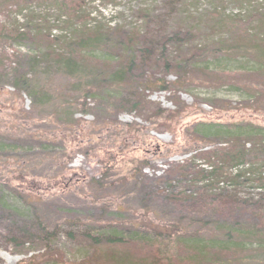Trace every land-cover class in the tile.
Segmentation results:
<instances>
[{
    "label": "rangeland",
    "instance_id": "obj_1",
    "mask_svg": "<svg viewBox=\"0 0 264 264\" xmlns=\"http://www.w3.org/2000/svg\"><path fill=\"white\" fill-rule=\"evenodd\" d=\"M0 3V9L6 10L0 11V264H53L55 251L61 255L60 264H92L88 263L92 251L82 238L86 231L142 230V223L180 219L198 229L205 221L210 224L226 217L220 206L195 204L179 193L187 190L194 198L208 200L219 193H208L209 183L196 173L209 168V160H220L228 137L199 144L185 127L202 121L249 122L264 128V102L257 101L264 95L263 59L245 47L237 49L257 45L264 50V0ZM88 16L113 27L105 33L110 42L83 54L84 59L75 55L74 68L58 64L55 55L69 48L56 37L80 36ZM15 26L23 36L11 33ZM131 31L137 32L136 41L127 48L119 42ZM49 33L57 42L52 48L55 55L47 48ZM147 48L151 53L143 58ZM178 63L188 64L194 79L182 89L173 85ZM123 71L125 83L114 86V77ZM29 78L42 92L47 89L48 100H34L22 90L21 80ZM163 79L169 93L151 89L153 81ZM252 91L259 97L254 98ZM135 103L137 109L132 108ZM179 104L187 108L180 119L155 118V110L176 113ZM256 153L244 162L263 164L264 171V150ZM97 154L114 155L118 162L107 175H97ZM73 172L88 178L70 184L68 190L59 187L34 197L16 189L18 175L50 186L54 179ZM254 179L239 188L241 199L264 196V186ZM225 212L230 221L258 224L251 214ZM39 223L57 230L54 252L48 256L37 240ZM148 251L133 246L119 253H130L131 264H150ZM248 251L243 248L237 253L252 255ZM174 254L170 264L197 262L184 253ZM42 255L45 258L40 259Z\"/></svg>",
    "mask_w": 264,
    "mask_h": 264
},
{
    "label": "trees",
    "instance_id": "obj_2",
    "mask_svg": "<svg viewBox=\"0 0 264 264\" xmlns=\"http://www.w3.org/2000/svg\"><path fill=\"white\" fill-rule=\"evenodd\" d=\"M4 6L7 5L5 4ZM1 10L2 9H0V11ZM5 11V8H3L2 12ZM76 13H78V11H74V14ZM89 18L90 16L83 21L84 24H81L82 27L80 26L81 29L77 28L80 30V36L74 34L70 40L63 35L56 37L57 41L59 39V42L64 44V48L65 46L69 48V51H65L63 54L55 55L52 48L57 42L51 39L53 37L51 33H49L50 35H46L47 41H49V46L47 47L48 51L58 57L56 60L61 61L58 64L65 63L68 68H74L77 63V60L74 58L75 55H79L84 59L86 56L84 57L83 54L86 53L88 55L95 47H104L110 42L111 37L109 36L108 41V34L105 33H108L113 27L102 25L95 19ZM91 23H94V25H91ZM263 23L264 19H262L261 24ZM13 30L14 31L11 32L12 34L23 36V33L16 26ZM75 32L77 33V31H74V33ZM136 35L137 32L131 31L125 34L123 41L119 43L121 45L126 44L127 48H129L136 41ZM244 47L254 55L256 54L261 57L264 62V50L262 48H259L257 45H239L237 46V49L242 51V49H245ZM73 48L78 49L75 51ZM150 51L149 48L145 49L143 58L147 57ZM79 52H82V55L79 54ZM128 52L129 49H127V53ZM165 68L168 69L170 67L166 64ZM187 68H189L188 64L178 63L175 65L174 70L176 81L173 83L175 87L182 89L194 80ZM124 73L125 72L123 71L121 75L119 73L116 74L114 78H117V84L114 86L121 87V85L125 83L126 75ZM199 78L201 80L200 85H204L205 83L202 81L200 75ZM21 82L22 90L34 100L36 98L37 100H40V98L48 100L47 95L44 93L47 91L46 88L44 89V92H42V89H39L37 85L33 84L32 81H30V78L27 81L21 80ZM153 82L154 85L151 89L169 93L165 79L156 83L155 81ZM252 94L254 98H258L260 95H255L257 93L254 91H252ZM86 95H90L89 90H87ZM36 101L35 105L38 102ZM257 101L260 103L264 102V95ZM137 106L138 104L135 103L132 108L137 109ZM179 106L180 109H177L176 113L164 111L159 108L158 110H155L156 112L154 113V116L157 119L165 118L167 122H172L174 119H180L179 117L187 111V108L183 105L181 106V104H179ZM165 114H167L168 117H165ZM185 128L192 131L193 141H196L199 144L206 143L208 139L218 136L228 137L229 141L225 149H222L223 151L220 160L217 159L218 162L214 163H211L209 160V168L202 170L199 169L196 173L200 180L206 178V181L209 183L206 189L208 193L215 191H218L219 193L209 200L205 197L194 198L193 194H188L187 190L179 193L184 195L183 198L195 202V204H213L220 206L224 210L226 217L211 221L210 224L208 221H205V223L198 229H193L192 225L189 223L187 224L180 219L177 222H153L150 224L147 223L146 225L142 223L141 225L144 226V228H142L143 232L142 230H136L135 227L132 229L136 231H131L132 229L128 231H120L115 227H99L91 231H86V234L82 237L83 242L85 243L87 250L92 251L88 263L131 264L133 261L131 254L128 252H119L122 250H131L133 246H141L149 250L148 255L152 256V262L150 264H170L171 259H174V253H184L192 258V260H197V262L193 264H262L261 262H258V260L262 261L264 264V196H261L256 200L241 199L238 194L239 188L248 183L250 177L253 176L257 177L254 181L261 184L260 187L264 186L263 164L260 166L259 164L247 165L244 162L249 156H255L257 151L263 153L264 128L249 122H241L239 124H220L202 121L193 123L191 126L187 125ZM246 144H250L249 149L245 148ZM253 144H255V148L259 150L254 149ZM95 158L98 160L96 162L98 165L96 172H98L97 175L100 176L107 175L114 165L118 163L114 161V155L97 154ZM14 178L17 184V191L23 190L31 197H34L35 195L38 196L42 193H52V189L55 191L59 187L63 190H68L70 184L77 185L78 183L83 182L85 180L84 178H88V176L85 174L81 176V174L73 172L66 177L54 179L53 182L48 183L50 186H46L43 181H29L26 177L21 175L15 176ZM94 179L95 177L91 178V181L94 182ZM6 182L9 183L8 181ZM226 210L251 214L254 219L258 220V224L252 226L236 221H230L228 219L229 213L225 212ZM212 224L215 227L220 226V228L215 229ZM37 229V240L43 246L44 254L48 256V254L54 252L53 248H55V243L58 238L56 227L55 229L50 230L49 226L39 223ZM69 237L73 238L72 233L69 234ZM248 239L252 240L250 241ZM127 246L131 248L124 249V247ZM243 248H249L248 252L252 255L244 253L238 254L237 252ZM228 254L231 258H226ZM54 257H51L55 262L53 264H60L57 262L59 261V258L61 262V255L59 252L55 251ZM42 258L45 257L42 255L40 259ZM164 258H166V260H164ZM100 260L104 261L101 262ZM223 260L225 261L222 262Z\"/></svg>",
    "mask_w": 264,
    "mask_h": 264
}]
</instances>
